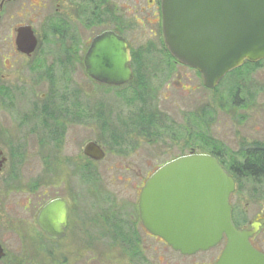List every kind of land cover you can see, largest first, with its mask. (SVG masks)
<instances>
[{
	"label": "flooded vegetation",
	"instance_id": "flooded-vegetation-1",
	"mask_svg": "<svg viewBox=\"0 0 264 264\" xmlns=\"http://www.w3.org/2000/svg\"><path fill=\"white\" fill-rule=\"evenodd\" d=\"M114 2L0 0V264H215L226 248L224 237L209 250L184 254L145 226L139 198L153 172L139 177L135 196L127 198L106 190L81 189L85 179L102 176L94 170L88 173L87 163L63 156L68 133L86 126L84 101L92 86L132 90L134 84H143L135 66L136 39L128 34L132 24L123 23L125 17L143 26L156 25L157 30L151 31L154 36L163 33L162 0H122V8ZM20 31L26 36L25 45L19 43ZM107 31L128 43L132 79L122 86L102 83L87 72L92 43ZM147 45L141 48L145 60L140 65L151 71L160 65L148 60ZM174 62L184 65L175 58ZM97 143L107 156L105 146ZM255 145L250 149L260 146L264 151L263 144ZM192 152L199 153L191 149L187 154ZM83 154L93 165L106 159L96 161ZM249 155L238 158L242 171L229 164L232 158L220 163L235 181L230 196L233 221L239 229L252 230L259 224L250 242L264 254V200L260 199L253 217L246 215L247 209L235 214L240 188L246 192L251 181L264 182V171H250ZM62 174L67 181L71 177L79 181L74 191L68 182L66 193L53 192L54 180ZM134 175L116 176L129 182ZM58 198L67 203V225L61 237L50 235L41 222L43 208Z\"/></svg>",
	"mask_w": 264,
	"mask_h": 264
},
{
	"label": "water",
	"instance_id": "water-1",
	"mask_svg": "<svg viewBox=\"0 0 264 264\" xmlns=\"http://www.w3.org/2000/svg\"><path fill=\"white\" fill-rule=\"evenodd\" d=\"M162 13L169 52L199 71L209 89L246 62L264 60V0H162ZM19 39L27 44L23 32ZM129 60L127 41L107 31L92 43L87 72L102 83L122 86L132 79ZM83 152L96 161L106 156L95 141L87 142ZM234 191L233 177L216 157L192 152L152 173L139 198L141 219L154 235L184 254L209 250L226 237V248L215 264H264V254L250 242L259 224L239 229L233 221ZM66 206L58 198L43 208L41 222L50 235H64Z\"/></svg>",
	"mask_w": 264,
	"mask_h": 264
},
{
	"label": "rangeland",
	"instance_id": "rangeland-1",
	"mask_svg": "<svg viewBox=\"0 0 264 264\" xmlns=\"http://www.w3.org/2000/svg\"><path fill=\"white\" fill-rule=\"evenodd\" d=\"M115 2L122 8V0ZM125 19L123 23L132 24L129 36L136 39L135 66L143 83L139 91L144 88L147 99L142 102V96H135L137 84L131 86L132 90L92 86L93 92L84 101L86 126L69 132L62 148L63 156H69L74 162L87 163L88 173L94 170L102 176L100 180L95 177L85 179L80 184L81 189L106 190L127 198L135 196L139 177L154 172L165 162L187 154L191 149L205 153L207 137L217 139L233 152H245L255 144L264 145V61L252 70L243 68L241 73L230 76L217 87L218 90L209 89L197 70L177 64L167 55L163 33L159 31L157 36L151 33L157 30L156 25L143 26L134 19ZM143 45L149 46L148 60L160 65L159 68L150 71L140 65L145 60ZM234 92L237 97L232 95ZM150 111H155L160 123L166 126L149 131L147 127L142 129L132 123L139 114ZM89 141L105 146L107 156L104 161L93 165L86 159L83 147ZM121 173L135 175L128 182L117 179L116 175ZM68 182L73 191L79 183L74 177L65 180L62 174L55 178L53 192L64 194ZM261 194H264L263 181H251L246 192L244 187L243 190L240 188L234 200L236 216L247 209L246 215L253 217L260 209V199L264 200ZM261 238L264 241V233Z\"/></svg>",
	"mask_w": 264,
	"mask_h": 264
},
{
	"label": "trees",
	"instance_id": "trees-1",
	"mask_svg": "<svg viewBox=\"0 0 264 264\" xmlns=\"http://www.w3.org/2000/svg\"><path fill=\"white\" fill-rule=\"evenodd\" d=\"M165 50H166V48H165ZM166 52H167V55L169 57L173 58L172 55L170 53H168L167 50H166ZM259 64H261V62H259L257 64L246 63L243 67L229 73L221 81V84L219 85V87L226 80H228L230 76L237 74V73H241V70L243 68H248V69L252 70L253 68L259 66ZM248 69H246V70H248ZM137 86H138V88H136V90H135V93H136L135 96L136 97L142 96L143 98L141 101L146 102L147 96H145V95H147L148 93L146 94V90H143L144 88L141 89V91H139L140 86L143 87V84H137ZM215 90H218V88H216ZM232 95L237 97L235 92H234V94L232 93ZM133 122L136 125H138L140 128L142 127V129H145L147 127L149 129V131H151V130L154 131V130H157L158 128H160L161 126H164V127L166 126V125L160 123L159 116L156 114L155 111H152V112L150 111L149 113L139 114L138 118L136 117L132 121V123ZM205 144H206V146H205L206 151L205 152H207V153L215 156L216 158H218L220 160V162H222V164H225L227 161L229 162L230 158L234 159V161L230 162L229 164H232L235 169H238L237 171H240V170L242 171V168H243L242 163L238 160V158L240 159L241 153H243L244 155H246L247 153L241 152V151L240 152L239 151L233 152L225 144L219 142L217 139H214L212 137H207ZM259 147L258 148L255 147V148L248 150V151H250V152H248V153H250V155L248 157L250 158V161L253 162L251 165H248L250 171H254V172L264 171V151L262 152ZM238 156H240V157H238Z\"/></svg>",
	"mask_w": 264,
	"mask_h": 264
}]
</instances>
